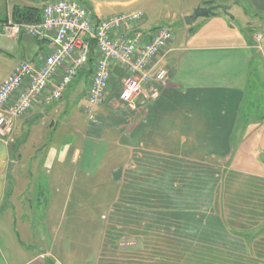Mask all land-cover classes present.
Instances as JSON below:
<instances>
[{
	"label": "crops",
	"instance_id": "crops-1",
	"mask_svg": "<svg viewBox=\"0 0 264 264\" xmlns=\"http://www.w3.org/2000/svg\"><path fill=\"white\" fill-rule=\"evenodd\" d=\"M51 1L0 0V85L21 61L39 64L51 48L27 34L8 36L15 8L43 11ZM79 1L101 17L145 13L137 8L141 0ZM177 2L179 13H168V24L153 25L146 14L140 24L145 38L169 27L172 50L163 60L166 81L130 128L88 126L80 147L48 149L71 102L86 103L93 51L62 99L35 105L14 124L9 144L0 138V264H61L62 195L75 179L81 188L109 191L110 224L120 204L143 234L179 237L194 252L189 264H264V0ZM217 4H232L229 14L218 9L185 22L197 7ZM115 74L98 114L116 97L121 103L125 73L116 67ZM106 168L110 177L97 185Z\"/></svg>",
	"mask_w": 264,
	"mask_h": 264
},
{
	"label": "built area",
	"instance_id": "built-area-1",
	"mask_svg": "<svg viewBox=\"0 0 264 264\" xmlns=\"http://www.w3.org/2000/svg\"><path fill=\"white\" fill-rule=\"evenodd\" d=\"M144 20L142 10L101 17L79 0H55L43 8L39 22L6 24L12 39L27 34L49 41L51 48L41 63L21 61L1 83L0 138L9 144L14 124L35 105L62 99L93 51L97 59L83 108L90 122H96L95 109L105 101L116 67L125 73L122 107L132 106L142 91L155 98L167 79L163 60L172 50L173 34L169 27L158 26L145 38L140 28Z\"/></svg>",
	"mask_w": 264,
	"mask_h": 264
},
{
	"label": "rangeland",
	"instance_id": "rangeland-1",
	"mask_svg": "<svg viewBox=\"0 0 264 264\" xmlns=\"http://www.w3.org/2000/svg\"><path fill=\"white\" fill-rule=\"evenodd\" d=\"M177 1L141 0L137 8L145 9V14L150 19L149 23H153V25L168 24L169 22L166 20L168 13H172V15H178L179 13ZM146 95L148 94H140L132 106L127 107H122L119 97H116L109 105L106 102L101 108V113L98 114L95 109L96 122H90L82 112L86 105L83 100L78 99L71 102L68 114L62 115L61 122L63 123H60L59 131L51 138L49 151L52 153L54 150L63 149L65 153H68L72 148L80 147L79 137L84 135L88 126L108 130L112 127L115 128L118 122L122 127L124 125L125 128H130L141 119L148 99L152 98ZM109 174L108 168L100 170L97 185L106 184L104 180ZM75 180L71 186L65 189V196L62 195L64 198L62 208L64 210L59 228L65 230L66 237L62 239L65 246L62 250L64 260L61 264L190 263L189 260L192 259L194 252L191 250L186 251L188 247L176 241L179 237L163 235L159 238L152 236V234L148 235V232L147 235L143 234L137 230V221L126 220L120 209V204L114 206L113 218L110 219V221L112 219L113 221L110 224L108 221L110 217L108 215L111 213L110 204L106 205L104 203L105 200L109 199V193H107L109 191L105 188L94 189L89 186L81 188L83 182ZM120 196L122 197V195ZM100 213L104 219L99 220ZM96 214L99 222L98 220L85 222L74 218L75 216L85 217ZM140 223L142 222L140 221ZM106 224L111 226L109 227L112 229L111 232L105 231ZM89 245H92V247L89 248ZM194 264L200 263L195 261Z\"/></svg>",
	"mask_w": 264,
	"mask_h": 264
},
{
	"label": "trees",
	"instance_id": "trees-1",
	"mask_svg": "<svg viewBox=\"0 0 264 264\" xmlns=\"http://www.w3.org/2000/svg\"><path fill=\"white\" fill-rule=\"evenodd\" d=\"M213 2H209L208 4H211ZM42 9L35 8V7H25L15 8L13 12V20L14 22H39L42 18ZM148 192V190H147ZM149 193L152 194V190L149 191Z\"/></svg>",
	"mask_w": 264,
	"mask_h": 264
},
{
	"label": "water",
	"instance_id": "water-1",
	"mask_svg": "<svg viewBox=\"0 0 264 264\" xmlns=\"http://www.w3.org/2000/svg\"><path fill=\"white\" fill-rule=\"evenodd\" d=\"M231 7L232 4H217L209 7L199 6L191 15L185 17V22L188 25H192L199 17L213 15L218 9L222 10L225 14H229Z\"/></svg>",
	"mask_w": 264,
	"mask_h": 264
}]
</instances>
